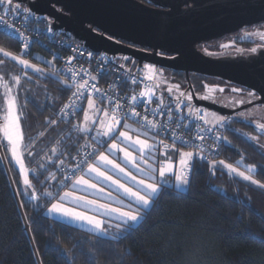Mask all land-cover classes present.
Returning <instances> with one entry per match:
<instances>
[{
    "label": "trees",
    "instance_id": "obj_1",
    "mask_svg": "<svg viewBox=\"0 0 264 264\" xmlns=\"http://www.w3.org/2000/svg\"><path fill=\"white\" fill-rule=\"evenodd\" d=\"M0 47L20 56L18 44L2 34ZM0 60V84L13 89L23 145H28L23 149L31 181L27 192L34 197L25 194L21 174L1 141L7 167L0 153V264H264V188L220 164L243 171L255 166L249 175L264 183V149L248 139L250 125L223 128L227 142L221 156L210 163L194 159L187 189L166 185L134 230L120 232L117 223L105 224L108 235H102L45 213L53 201L45 193L58 197L70 186L59 160L69 165L88 135L60 115L70 87L36 56L27 60L41 72L3 55ZM3 92L0 87V106ZM82 116L83 110L78 124Z\"/></svg>",
    "mask_w": 264,
    "mask_h": 264
},
{
    "label": "snow or ice",
    "instance_id": "obj_2",
    "mask_svg": "<svg viewBox=\"0 0 264 264\" xmlns=\"http://www.w3.org/2000/svg\"><path fill=\"white\" fill-rule=\"evenodd\" d=\"M259 4L261 8H264V0H259ZM0 5L6 6L3 9V15H0V25H2L4 28V32L0 34L6 35L8 30L16 32L21 36V39L24 41L22 45L23 49L28 50V37L24 36L23 33H20L19 29L15 28V21L10 24L6 17H19L21 13H24L25 15L23 16V19L26 20L28 18V15L31 14V10L27 7H21V3L18 2V0H16V2H14V0H0ZM246 35H248L249 37H259L261 40H264V31L257 30L252 33H246ZM8 38L11 39V37ZM231 43L234 44L235 41H232ZM229 46L230 44L221 45V47L225 48ZM250 51L256 52L257 49L252 48L250 49ZM0 55L17 61L25 68L31 67L36 72L42 71V69L38 68L36 65L30 64L27 59H22L21 56L14 55L13 53L6 51L3 47H0ZM91 55L92 54L89 53V56ZM72 59H74V57L69 58V64H71ZM2 63L3 61L0 60V64ZM144 68L148 72V75L144 77V79L148 81H153L155 79V65H144ZM67 71L71 74L73 78V84L69 85L68 81H64L63 83L66 87L76 88V91L72 94L73 97L78 98L82 96L85 92H87L89 89H91L92 92L100 93L101 99L108 100L109 103L112 104V110L109 111L108 109H104L102 112L103 118H98V114L101 112V109L95 106L94 101L91 98V94H89L87 98V107L88 109L93 110V116H90L89 112L87 110H84L82 125L77 124L73 125V127L76 128L77 131L91 132L93 129L90 127V125H98V127L95 129L96 136L108 137L111 142L108 143V141H102V143L107 144L105 152L98 151L95 145H83L82 147L84 148L92 147V152H86L82 157V162L86 165V167L81 168V161H77L75 169H73V177L66 176L65 180L71 181V188L73 190H82L85 192L94 190L98 193H104L105 191L104 188L99 187L100 182H110L116 188L122 189L125 196L130 197L136 206L132 207V204H129L126 206L128 210H123L122 208H112L107 204H101L97 200H89L86 196H77L75 195V191H66L63 193L62 196L58 197H54L53 193L51 192H46L45 195L55 201L51 203L50 208H48V212L50 214H59L75 221L87 222V224L91 225L97 232L102 233L104 235H108L107 229L104 227V221L99 219L97 216L87 215L84 212L75 211L73 209L65 207L62 202L71 199L73 203L77 205L82 204L85 207H90L100 215H118L120 218V223L115 225L116 229L120 232H130L134 230V226L138 225L142 220H144V213L154 206L156 199L164 192V187L168 184V176L175 177V187L177 188L187 186L190 183L189 178L192 171L191 163L196 158H199L201 160L206 159V157L203 155L204 148L202 145L192 144L189 146L198 147V152L177 150L179 151V159L178 162L174 163L168 155V150L170 147L172 149H175V141L178 139H182L181 136H178L175 132H173V144L171 146L165 144L162 140H157L155 143H150L149 139H141V135L147 137L148 133L152 131H155L156 135H158L160 131H163L164 129L168 128L170 125L175 123L171 116V108L167 105H164L162 95L158 97L157 107L151 110L153 114V119H149V116L147 114L141 117L140 113L136 111L135 106L138 101H143L146 99L149 103H151L152 98L155 95L156 89L158 87L156 84H153L150 88H146L139 95L131 96V103L128 105V110L124 113V116L121 117L119 113L122 108V105L119 102V98L113 101L109 98L107 93L101 92V90L96 86V83H89V80H96L95 76H89L88 79H82V82H80L75 80L77 73L74 68L69 67ZM13 79L15 81V84L19 85L20 77L16 76ZM0 80H2V77H0ZM131 83L136 84L137 80L133 78L131 80ZM0 87L4 89L3 96L5 98V104L3 106H0V112L3 113V116L0 117V119L3 120V124L0 125V133H2L3 138L6 139L7 147L10 148L13 158H15L20 164L21 171L24 173V185L26 189L25 194H29L27 192V189L31 188V181L28 177V170L24 166L21 154L19 152L21 146L27 148L28 145H23V133L21 131L20 125L21 117L18 111L16 97L12 94L13 89L10 88L6 82L0 84ZM205 87L206 93L200 97L204 100H210L215 102L216 98L214 96V93L217 91L221 93L224 92V88L219 87L218 85L211 87L206 85ZM173 88H175L179 93L175 97L177 108H186L188 117H193L195 119L203 121V123L206 125L211 124L214 127H223L225 122L228 120V117L219 116L214 112L210 113L197 106H194L191 103L193 99L192 93L189 92L185 94L183 91H180V86L178 84L168 88L167 91L171 93ZM243 91L245 90L241 88H231V92L233 93ZM246 95L249 98L248 100H238L237 103H250L251 98L257 97V93L255 91H247ZM185 101H187V103H185ZM164 108H168V124L158 123L155 119L157 113H159L160 115L165 114ZM75 110V101L70 100V102L66 104L64 106V109H62L61 111L65 114H70L71 111ZM147 111L148 108L145 105V112ZM239 115L241 117H244L245 113L241 112L239 113ZM129 117L137 118V122L140 124V128L134 129L131 125L124 123L122 127L124 129H127V131L119 130L121 127V120H127ZM49 123L55 124L56 121L52 120ZM256 127L261 131V133H264V123L256 122ZM132 131L137 133L135 137L129 134ZM202 131H205V129L197 128V136L195 139L200 141H203L205 139L203 135L199 134ZM40 135H43V133H40ZM152 139H155V136L152 137ZM217 139L219 140L220 137L218 136ZM224 139L226 140V137ZM248 139L256 141L257 138L255 136H250L248 137ZM57 143L60 142L57 141ZM184 143L188 144L187 141H184ZM260 147L264 149V145H261ZM129 148L136 150L139 155H134L132 151H129ZM159 149L164 150L163 155L165 156V159L160 162V166L157 168L155 165L150 163L149 157L154 159L155 157L153 156V153H155ZM51 151L55 153L57 152V149L52 148ZM116 153H123L122 159L125 165L130 163L138 172L142 173L143 176L147 179H137V177L133 175L132 172L128 171L126 167L121 166L120 163H117L116 159L112 158L115 156ZM29 155H32V153L29 152ZM61 155H63V153H61ZM89 156H92L93 159L89 160ZM48 159L52 158L48 157ZM59 164L63 166L64 161L59 160ZM141 164L145 165V167H142ZM177 164L178 170L176 166ZM220 164L226 167L229 172L236 173L237 175L243 177V179L249 180L252 183L257 184L259 187L264 188V183H261L258 180H254L252 176L246 175L245 172L239 171L238 168L234 167L233 165L225 164L224 161H220ZM42 167L44 166L42 165ZM214 167L215 164H213V168ZM247 167L249 172H255V166L249 165ZM76 171L86 173L88 176L95 179L96 183L91 182L90 179H85L84 175L75 176ZM109 172L119 173L123 176L130 178L138 185L137 190L134 191L132 188L128 187L126 183H122L114 175L109 174ZM157 175L159 177L160 182H158L157 180ZM29 198L31 199L34 197L29 194ZM250 234L253 236L256 235L255 233Z\"/></svg>",
    "mask_w": 264,
    "mask_h": 264
},
{
    "label": "water",
    "instance_id": "obj_3",
    "mask_svg": "<svg viewBox=\"0 0 264 264\" xmlns=\"http://www.w3.org/2000/svg\"><path fill=\"white\" fill-rule=\"evenodd\" d=\"M148 1L153 6L140 0H18L31 10L28 18L49 24L63 37L107 55L112 62L126 55L138 58L140 64L146 61L217 77L256 91L264 103V50L247 56L212 57L196 48L242 27L264 22L259 0ZM130 44L152 49L149 56L154 58L159 50L176 56L156 61L143 57L145 53ZM139 68L140 65L136 74ZM146 81L151 87L155 84L154 80ZM192 104L223 115L216 104Z\"/></svg>",
    "mask_w": 264,
    "mask_h": 264
},
{
    "label": "built area",
    "instance_id": "obj_4",
    "mask_svg": "<svg viewBox=\"0 0 264 264\" xmlns=\"http://www.w3.org/2000/svg\"><path fill=\"white\" fill-rule=\"evenodd\" d=\"M5 5H0V15H3V9ZM23 14L21 13L19 17L8 16L6 19L11 24L15 21V28L19 29L20 33L28 37L29 49L24 50L22 45L24 41L21 36L12 30H8L6 37H11L18 44V54L26 59L32 56L38 58H43L47 65L51 68L53 72L62 77L68 84H73V78L71 74L67 71L69 67L76 70V81L82 82V79H88L89 76H95L96 80L89 83H96V86L101 90V92L107 93L111 100H116L119 98V102L122 105L120 110V116L123 117L124 113L128 110V105L131 103V96L139 95L146 88H150L149 83L144 79L143 75L136 74L134 69L126 63L123 59H117L112 62L111 59L99 52H95L85 46L84 44L63 37L61 34L54 31L47 23H37L31 18L23 19ZM50 29V30H49ZM4 32V28L0 25V33ZM40 52L44 53L41 54ZM30 53V54H29ZM89 53L92 55L89 56ZM74 57L71 60V64L68 63L69 58ZM87 74V75H85ZM135 78L137 80L136 84H132L131 80ZM71 93L69 98L64 103L63 107L70 102V100L75 101V111H71L70 114H65L60 110V115L67 119L68 121L73 120V124H78V114L83 110L84 104L87 102L89 94L93 101L101 105L104 109L112 110V104L108 100L101 99L100 93L92 92L89 89L80 97H73V92L76 91L75 87H70ZM164 102V101H163ZM158 104V97L155 95L152 98L151 103L146 99L143 101H138L136 104V111L140 113L141 117L148 115L149 119H153L152 109L156 108ZM145 105L148 111L145 112ZM171 108V116L174 124L170 125L168 128L160 131L156 135L155 131L149 132L151 136L162 137L173 144L172 134L175 132L182 139L175 141L176 147H185L198 152V147H191L189 145H202L204 148L203 155L206 157L205 160L196 158L200 162L210 163L221 156L223 144L225 143L224 135L222 130L214 127L211 124H204L203 121L195 119L193 117L187 116V111L181 107L177 108L176 103L172 100L167 104ZM168 108H164V115L156 114L155 119L158 123L168 124ZM133 123H136L140 128V124L137 122V118L129 117L127 119ZM122 121H126L122 119ZM197 128L205 129V131L200 132L205 139L203 141L195 139L197 136ZM76 131L77 129L74 128ZM220 137L218 140L217 137ZM102 137L96 136V131L93 129L88 133L87 139L83 145H95V147L100 150ZM187 141L188 144H185ZM81 145L75 152L72 162L69 165H63L60 167L61 173L68 177H73V169H75L77 161H81L80 167L85 168L86 165L82 162V157L86 152H92V147L84 148ZM93 157L89 156V160ZM80 171L75 172V176L80 175Z\"/></svg>",
    "mask_w": 264,
    "mask_h": 264
},
{
    "label": "flooded vegetation",
    "instance_id": "obj_5",
    "mask_svg": "<svg viewBox=\"0 0 264 264\" xmlns=\"http://www.w3.org/2000/svg\"><path fill=\"white\" fill-rule=\"evenodd\" d=\"M147 5L153 6L148 0H140ZM16 2V1H14ZM21 7H25L21 4ZM264 31V22H260L253 25H248L242 27L241 29L225 34L216 39H212L207 42H203L200 45H197L196 48L200 50L203 54L212 57H224V56H247L252 54H257L260 50H264V40H261L259 37H249L246 33H252L254 31ZM235 41L234 44L231 42ZM223 44H230L229 47H221ZM136 50H140L144 52L143 57L149 59H155L156 61L161 60V58H174L175 54H170L169 52L159 50L157 52V57H151L149 54L153 52L152 49L147 47H140L133 44H130ZM256 48V52H251L250 49ZM207 50V51H205ZM242 50V51H241ZM119 59H123L126 63H128L134 71H136L137 67L140 65L138 70V74L143 75L146 71L144 65H155L156 71L154 73L155 79L154 83L159 87L156 90L157 97L163 96L164 102L175 101V97L179 94L175 88H173L172 92L169 93L167 91L168 88L173 85H179L180 91H183L185 94L191 92L193 99L191 103L208 105V104H216L220 106L223 115L219 116H228V120L224 124V128H235V123L243 122L250 125L251 129L248 132V137L253 136L256 132H261L256 127V122L264 123V103L261 101L262 97L259 93H257L256 98H251V102L248 103H237L238 100H248L249 98L246 95L247 91H254L247 87L226 81L224 79H220L217 77H212L204 74H199L195 72H185L174 70L170 68H166L160 65H156L154 63L143 61L141 64L138 58L126 55L118 56ZM144 76V75H143ZM219 86L224 88V92L221 93L219 91L214 93L215 102L210 100H204L200 97L206 93L205 86ZM232 87H237L244 89L243 92L233 93L231 92ZM187 103V101H185ZM235 105V106H232ZM184 108V107H183ZM199 108L213 112L209 109L204 108L203 106H199ZM186 111L187 109L184 108ZM244 112L245 116L241 117L239 113ZM254 129V130H253ZM256 130V131H255ZM255 131V132H254ZM252 134V135H251ZM256 142V141H255ZM261 146L260 144L256 143Z\"/></svg>",
    "mask_w": 264,
    "mask_h": 264
},
{
    "label": "rangeland",
    "instance_id": "obj_6",
    "mask_svg": "<svg viewBox=\"0 0 264 264\" xmlns=\"http://www.w3.org/2000/svg\"><path fill=\"white\" fill-rule=\"evenodd\" d=\"M22 59H24V58H22ZM40 59H41V61H44L43 58L40 57ZM30 64H32V63H30ZM27 69H33V68L28 67ZM143 75H144V77H146L148 75L147 70L145 71V73ZM167 104H169V102H167ZM87 111L89 112V115L90 116H93V110H90V109L87 108ZM102 112L103 111L101 110V112L98 114V118H103ZM207 112H209V111H207ZM210 113H212V112H210ZM214 113H216V112H214ZM2 116H3V114L0 115V117H2ZM94 118H96V117H94ZM124 123H127V124L131 125L132 128H134V129H138L139 128L136 123H133V122L128 121V120H126V121H122L121 120V127H120L119 130L127 131V129H124L122 127V125ZM2 124H3V120L0 119V125H2ZM90 127H92V129H96L98 127V125H90ZM249 133H251V132H249ZM129 134L132 135L133 137H135L137 135V133L134 132V131L130 132ZM253 136H255L257 138L256 139V142L254 141L255 143H258L260 145H264V133L256 132ZM152 137H154V136H151L150 133H148V136L147 137L141 135V139H149V142L150 143H155L157 140H162L165 144H168L169 146L172 145V143L170 141H168V140H166V139H164L162 137H155V139H152ZM1 141L5 144L6 149L8 151V155L10 157V160L13 163V165H15L16 168L19 170V172L21 174V177H22V182L24 183V173L21 171L20 164L17 162V160L15 158H13L12 153H11V150H10L9 147H7V141H6L5 138H3L2 133H0V144H1L0 153L1 152L3 153V148H2L3 145L1 143ZM102 141H108V143L111 142L108 137H103V136H102ZM102 141H101V147H100V150L99 151L100 152H105L106 151V148H107V144L102 143ZM117 142H119V141H117ZM178 148H176V146H175V149L171 150L172 148L170 147L169 150H168V155H169V157L171 158V160L174 163L178 162V159H179V151H177V150L193 151L194 152V150L189 149V148H185V147H178ZM23 149H24V147L21 146V148L19 149V152L21 154V158L23 160L24 166L28 170V167H27V165L24 162ZM129 151H132L134 153V155H137V156L139 155V153L136 150L132 149V148H129ZM163 151H164L163 149H159L155 153H153V156L155 157L154 159H152L151 157H149L150 163H152L153 165H155L157 168L160 166V162L165 159V156L163 155ZM2 153H1V156H2ZM3 156L5 158L4 153H3ZM3 156H2V158H3ZM122 157H123V153H116L115 156L112 157V158L116 159V162L117 163H120L121 166L126 167L128 171L132 172V174L135 175L137 177V179H147L146 177L143 176L142 173L138 172L130 163L127 164V165H125ZM5 162H6V159H5ZM6 165H7V162H6ZM141 166L142 167H145V165H143V164H141ZM176 166H177V170H178V164ZM233 166L236 167V168H238L239 171L245 172L246 175H249L250 174V172L248 171V168L245 167V166H244V168H245L244 171H243V168H240L237 165H233ZM231 173L237 175L236 173H233V172H231ZM109 174L114 175L122 183H126L127 186L130 187V188H132L134 191L137 190L138 185L134 181H132L130 178H128L126 176H123L122 174H119V173H111V172H109ZM80 175H84V178L85 179H90L91 182L96 183L95 179L91 178L86 173H81ZM237 176H239V175H237ZM239 177H241V176H239ZM241 178H243V177H241ZM157 180H158V182H160L158 175H157ZM167 180H168L167 186H171L173 184H176V181H175V177L174 176H168L167 177ZM70 184H71V181H70ZM99 187L104 188V190H105L104 193H98V192H96L94 190L93 191H89V192H85V191H82V190H67L66 189V190H64L62 192V194L60 196H62L63 193L66 192V191H75V195H77V196H86L87 199H89V200H97L101 204H107V205H109L112 208H122L123 210H125L124 208H126L127 205H129V204H135L130 197L125 196V194H124V192H123L122 189L116 188L110 182H108V183L100 182ZM187 187H188V185L187 186H182L180 188H177V187L176 188L179 189V190H183L184 191V190L187 189ZM109 193H110V195H109ZM53 202H55V201L53 200L52 203ZM62 203L64 204L65 207L70 208V209H73L75 211L84 212L87 215L97 216L99 219H101V220L104 221V227H105V224H108V225L114 224L111 221H109L110 219H107V218L115 219V220H118V221L120 220L119 216L116 215V214H112L111 216H109L107 214L100 215L94 209H92L90 207H85L82 204L81 205H77V204L73 203L71 201V199L66 200V201H63ZM50 206H51V203L45 209V213L47 215H49V216H51L53 218H56L58 220H62V221L68 222L70 224H73L75 226L81 227L83 229H87L89 231L99 233L91 225L87 224V222L75 221L73 219H70V218L61 216L59 214H50L48 212V208H50ZM105 228L108 230L107 226ZM99 234H102V233H99ZM102 235H104V234H102Z\"/></svg>",
    "mask_w": 264,
    "mask_h": 264
},
{
    "label": "crops",
    "instance_id": "obj_7",
    "mask_svg": "<svg viewBox=\"0 0 264 264\" xmlns=\"http://www.w3.org/2000/svg\"><path fill=\"white\" fill-rule=\"evenodd\" d=\"M94 104H95V106L97 107V108H99V109H101L102 111H103V107L101 106V105H98V104H96L95 102H94ZM87 102L84 104V108H83V116H82V119H81V122H80V124H82V122H83V117H84V110H87ZM93 127V126H92ZM91 127V128H92ZM85 133H89V132H85ZM176 148H178V147H176ZM179 149V148H178ZM171 150H173V149H171ZM194 161V160H193ZM193 161H192V163H193ZM191 166H192V164H191ZM171 186H173L174 188H176L175 187V184H173V185H171ZM177 189V188H176ZM67 190H73L72 188H71V184H70V186H69V188L67 189ZM63 192V191H62ZM77 192V191H76ZM62 194V193H61ZM136 205L135 204H132V207H135ZM125 210H128V208L126 207V208H124ZM107 219H110L109 221H111L112 223H120V220L118 221V220H115V219H111V218H107Z\"/></svg>",
    "mask_w": 264,
    "mask_h": 264
},
{
    "label": "bare ground",
    "instance_id": "obj_8",
    "mask_svg": "<svg viewBox=\"0 0 264 264\" xmlns=\"http://www.w3.org/2000/svg\"><path fill=\"white\" fill-rule=\"evenodd\" d=\"M83 44V43H82Z\"/></svg>",
    "mask_w": 264,
    "mask_h": 264
},
{
    "label": "clouds",
    "instance_id": "obj_9",
    "mask_svg": "<svg viewBox=\"0 0 264 264\" xmlns=\"http://www.w3.org/2000/svg\"><path fill=\"white\" fill-rule=\"evenodd\" d=\"M88 134V133H87Z\"/></svg>",
    "mask_w": 264,
    "mask_h": 264
}]
</instances>
